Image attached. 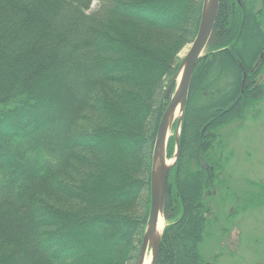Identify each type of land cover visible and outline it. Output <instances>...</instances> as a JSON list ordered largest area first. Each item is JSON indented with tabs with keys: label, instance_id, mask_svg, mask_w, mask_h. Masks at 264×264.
Segmentation results:
<instances>
[{
	"label": "trees",
	"instance_id": "trees-1",
	"mask_svg": "<svg viewBox=\"0 0 264 264\" xmlns=\"http://www.w3.org/2000/svg\"><path fill=\"white\" fill-rule=\"evenodd\" d=\"M93 1L0 0V264H136L165 91L203 0ZM263 73L264 0H219L168 173L157 264H217L200 249L225 165L214 147L263 99Z\"/></svg>",
	"mask_w": 264,
	"mask_h": 264
},
{
	"label": "rangeland",
	"instance_id": "rangeland-1",
	"mask_svg": "<svg viewBox=\"0 0 264 264\" xmlns=\"http://www.w3.org/2000/svg\"><path fill=\"white\" fill-rule=\"evenodd\" d=\"M97 5L94 0L91 10ZM220 133L222 144L215 145L214 155L225 165L220 183L207 197L211 215L201 252L207 262L218 255L217 264H264V97L242 122L230 123Z\"/></svg>",
	"mask_w": 264,
	"mask_h": 264
},
{
	"label": "water",
	"instance_id": "water-1",
	"mask_svg": "<svg viewBox=\"0 0 264 264\" xmlns=\"http://www.w3.org/2000/svg\"><path fill=\"white\" fill-rule=\"evenodd\" d=\"M219 0H203L197 33L190 44L185 56L181 59L177 72L170 80L165 99L167 106L163 111L157 127L151 154L150 166V207L145 229L141 238L136 264H143L146 253L151 255V264H157L162 231L157 234L159 218L162 217L168 173L178 158V135L182 121V114L186 104L190 80L197 60L202 56L207 42L211 36L216 20ZM245 77V74H243ZM179 78V79H178ZM179 106L180 115L176 119L175 128V151L171 163H166V145L169 138V117L174 109ZM164 219V218H163Z\"/></svg>",
	"mask_w": 264,
	"mask_h": 264
},
{
	"label": "bare ground",
	"instance_id": "bare-ground-1",
	"mask_svg": "<svg viewBox=\"0 0 264 264\" xmlns=\"http://www.w3.org/2000/svg\"><path fill=\"white\" fill-rule=\"evenodd\" d=\"M179 79V78H178ZM180 115V111H179V106H177L174 111L172 112L171 116L169 117V126H168V133L170 132L172 126H173V123L176 121V119L179 117ZM166 163H171V161H168V159H166ZM165 224V221L162 217L159 218V224H158V229H157V234H160L161 233V230L163 228ZM143 264H151V255L148 254V252L146 253V256H145V259L143 261Z\"/></svg>",
	"mask_w": 264,
	"mask_h": 264
}]
</instances>
